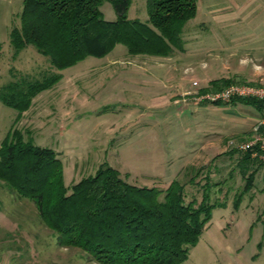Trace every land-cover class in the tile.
<instances>
[{"label": "rangeland", "instance_id": "374dc122", "mask_svg": "<svg viewBox=\"0 0 264 264\" xmlns=\"http://www.w3.org/2000/svg\"><path fill=\"white\" fill-rule=\"evenodd\" d=\"M22 4L0 0V87L22 74L62 77L37 93L18 120L0 101V145L17 130L23 140L53 149L65 186L94 174L102 162L140 187L187 183L196 171L204 183L207 174L208 201L225 204L213 208L180 264H264V166L249 165L256 174L247 187L236 148L251 138L258 110L242 102L213 105L203 98L213 90L202 91L220 77L264 83V0H196L181 49L130 54L117 43L62 69L32 45L13 56L9 32L19 25ZM99 9L105 20L117 18L110 1ZM126 18L145 22L146 0H129ZM0 264L99 263L78 248L57 246L34 204L0 184Z\"/></svg>", "mask_w": 264, "mask_h": 264}, {"label": "trees", "instance_id": "16d2710c", "mask_svg": "<svg viewBox=\"0 0 264 264\" xmlns=\"http://www.w3.org/2000/svg\"><path fill=\"white\" fill-rule=\"evenodd\" d=\"M102 1L23 0L19 25L9 32L13 56L32 45L56 69L88 55L102 56L117 43H123L130 54L167 56L182 48L183 26L196 12V0H146L148 18L142 22L126 18L129 0H108L117 15L108 21L99 9ZM61 77L57 72L40 78L13 76L0 87V101L17 111L18 120L37 93L51 88ZM238 82L220 77L202 91H216ZM236 102L264 109L261 100L230 101ZM239 160L248 187L256 174L249 171V165L257 159L251 158L250 151H241ZM199 172L187 183L175 179L159 189L131 184L102 162L94 174L65 186L62 162L53 149L23 140L17 130L9 131L0 145V184L15 198L34 204L57 246L78 248L99 264L182 263L213 208L225 204L208 201V176L205 174L201 183L197 180ZM239 202L238 197L234 207Z\"/></svg>", "mask_w": 264, "mask_h": 264}, {"label": "built area", "instance_id": "2783aa9c", "mask_svg": "<svg viewBox=\"0 0 264 264\" xmlns=\"http://www.w3.org/2000/svg\"><path fill=\"white\" fill-rule=\"evenodd\" d=\"M197 85V82H193ZM203 98L210 103L226 104L235 98H249L264 101V85H254L247 83H233L211 91L203 95ZM253 134L247 141L239 143L236 148L242 151H250L251 158L259 160L264 166V116L256 121L253 128Z\"/></svg>", "mask_w": 264, "mask_h": 264}, {"label": "crops", "instance_id": "0c3cea01", "mask_svg": "<svg viewBox=\"0 0 264 264\" xmlns=\"http://www.w3.org/2000/svg\"><path fill=\"white\" fill-rule=\"evenodd\" d=\"M257 112H258L257 116H256L255 114L253 115V117H254V122H253V124H252V126H251V130H250V132H249V136H250V134H251V136H252V134H253V130H252V128H253L254 124L256 123V120L259 119L260 116H262V115L264 116V109H262L261 111L258 110Z\"/></svg>", "mask_w": 264, "mask_h": 264}]
</instances>
